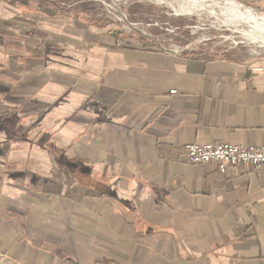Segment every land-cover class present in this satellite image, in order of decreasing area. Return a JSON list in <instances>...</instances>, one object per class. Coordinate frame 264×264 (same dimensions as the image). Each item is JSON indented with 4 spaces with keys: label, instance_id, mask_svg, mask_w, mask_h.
I'll return each mask as SVG.
<instances>
[{
    "label": "crops",
    "instance_id": "obj_1",
    "mask_svg": "<svg viewBox=\"0 0 264 264\" xmlns=\"http://www.w3.org/2000/svg\"><path fill=\"white\" fill-rule=\"evenodd\" d=\"M0 7V120L33 126L31 145L0 139V264H93L82 251L103 248V226L119 264H264V167L183 150L264 145V72ZM69 213L88 243L65 242Z\"/></svg>",
    "mask_w": 264,
    "mask_h": 264
},
{
    "label": "rangeland",
    "instance_id": "obj_2",
    "mask_svg": "<svg viewBox=\"0 0 264 264\" xmlns=\"http://www.w3.org/2000/svg\"><path fill=\"white\" fill-rule=\"evenodd\" d=\"M1 2L13 3L20 15L39 13L54 17L55 13H62L71 22L80 21L85 31L88 30V25L103 27L106 33L115 39V42L119 39L125 43L151 46L195 58H204L203 54H198L205 50L209 53L207 58L212 59L211 56L218 58L217 55H220V57L250 61L251 70L264 72V46L251 44L248 41L252 37H263L264 31L257 29V34L250 22L237 20L240 15L249 13L264 18V0H30L29 2L0 0ZM76 7L88 9L87 12L89 11L91 16L76 15L74 12ZM136 10H142V13ZM3 92L6 91L1 89L0 96ZM50 124L42 123L41 126L36 127V130L57 129ZM32 128L31 121L26 118L13 122L11 130L9 122L0 120V133L6 134L0 136V139L8 144L9 134L12 133L13 143L21 148L31 145L32 131L30 130ZM42 215L45 221L44 214H41L39 218L28 219L29 222L34 223L36 232L40 230ZM54 220L57 221L56 218ZM64 220L67 227L64 234L65 242L71 243V246L78 245L82 241L88 243L91 235L77 234L74 232L75 227L70 225L72 213L65 214ZM26 229L29 231V227L26 226ZM83 230L87 232L88 228ZM33 236L35 235H31ZM98 236L102 237L103 248L92 250L88 247L89 249H84L85 251L82 252H86L93 264H119L105 258L106 256L115 258L116 250L106 245L109 235L105 234L104 226L100 228ZM40 238L37 237V239ZM133 258L131 263L137 264V255H133Z\"/></svg>",
    "mask_w": 264,
    "mask_h": 264
},
{
    "label": "built area",
    "instance_id": "obj_3",
    "mask_svg": "<svg viewBox=\"0 0 264 264\" xmlns=\"http://www.w3.org/2000/svg\"><path fill=\"white\" fill-rule=\"evenodd\" d=\"M188 162L195 164L215 163L225 172L228 167L245 165L253 169L264 167V145L243 146L227 142L189 143L183 147Z\"/></svg>",
    "mask_w": 264,
    "mask_h": 264
},
{
    "label": "bare ground",
    "instance_id": "obj_4",
    "mask_svg": "<svg viewBox=\"0 0 264 264\" xmlns=\"http://www.w3.org/2000/svg\"><path fill=\"white\" fill-rule=\"evenodd\" d=\"M213 1V0H212ZM239 7V6H238ZM231 10V9H230ZM226 11V10H225ZM228 13V12H227ZM243 13V12H242ZM245 13V12H244ZM251 15V17L249 16ZM238 21H247L250 22L252 24V26H254L253 28L255 29V31L258 30H262L264 31V18L261 16H257V15H253V13H249V14H244V15H240L239 17H237ZM251 29V28H249ZM258 34V31H256ZM261 33V32H260ZM264 33V32H263ZM259 39V40H258ZM248 41L251 44H259V45H263L264 46V34L263 37L261 38H249Z\"/></svg>",
    "mask_w": 264,
    "mask_h": 264
},
{
    "label": "trees",
    "instance_id": "obj_5",
    "mask_svg": "<svg viewBox=\"0 0 264 264\" xmlns=\"http://www.w3.org/2000/svg\"><path fill=\"white\" fill-rule=\"evenodd\" d=\"M136 11L139 13V12H141L142 10H136ZM141 13H142V12H141ZM201 54H203L204 58H207V57H208L207 55H208L209 53H207V52L204 50L203 52L199 53L198 55H201ZM211 57L214 58V57H216V56H211ZM217 57H220V55H217ZM209 58H210V57H209Z\"/></svg>",
    "mask_w": 264,
    "mask_h": 264
}]
</instances>
